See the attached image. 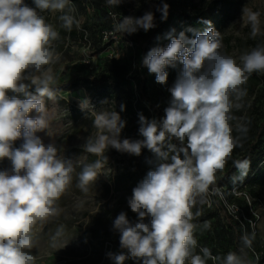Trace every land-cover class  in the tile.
<instances>
[{"label": "clouds", "instance_id": "1", "mask_svg": "<svg viewBox=\"0 0 264 264\" xmlns=\"http://www.w3.org/2000/svg\"><path fill=\"white\" fill-rule=\"evenodd\" d=\"M106 2L115 7L121 0ZM33 3L35 7L25 0H0V161L10 162L9 168L0 170V264H34V257L26 250L33 247L35 224L57 214L55 203L70 184L77 166L81 167L78 187L85 191L104 173L101 168L107 160L105 149L109 148L135 156L146 148L155 157V162L148 161L155 163L154 169L133 188L128 199L137 219L131 221L121 211L113 220V228L120 234V248L128 253L109 252L114 264H125L130 258L138 264H207L208 259L219 264H248L245 249L252 247L254 237L247 233L241 236L239 252H228L221 258L202 248V254H195L197 241L192 221L200 212L194 214L192 209L196 198L206 195L210 186L216 184L217 173L239 146L240 137L232 134L230 113L242 105L234 103L233 97L240 101L247 94L242 86L251 74L264 73V43L237 59L221 51V33L211 21H204V31L189 29L192 38L183 31L178 36L169 33L167 47H154L142 59L160 84L167 82L168 67L174 68L178 61L183 65L168 89L171 99L164 117L149 120L140 114L139 133L144 139L132 141L120 138L125 121L119 113L93 108L90 115L97 131L86 139L83 148L102 158L84 163L58 155L44 100L53 96L51 69L44 66L60 59L51 47L59 33L40 12L64 13L71 0ZM156 10L162 20L167 19V3ZM260 15L248 8L242 11L241 21L250 27L253 39L264 36ZM59 19L65 29L71 30L74 23L79 26L67 13ZM155 27L152 11L140 17L123 16L115 24V30L123 34L141 29L148 32ZM29 70L40 75L34 77ZM33 87L34 92L30 90ZM80 106L88 109L90 101L83 99ZM33 110L35 117L29 115ZM236 130L246 134L248 128L238 123ZM39 132H46L52 142L46 144L37 135ZM17 140H22L19 147L15 146ZM233 164L239 174L233 182L242 181L249 172L250 161L235 160ZM213 191L222 195L218 187ZM210 227L204 223L205 229ZM61 231H57V236Z\"/></svg>", "mask_w": 264, "mask_h": 264}, {"label": "rangeland", "instance_id": "2", "mask_svg": "<svg viewBox=\"0 0 264 264\" xmlns=\"http://www.w3.org/2000/svg\"><path fill=\"white\" fill-rule=\"evenodd\" d=\"M164 1L121 0L114 8L119 16L140 17L145 12L152 11L154 16L159 17L161 13L156 8ZM192 2L208 17L216 31L221 33L223 45L221 51L234 58L238 59L241 54L252 48L245 43L251 36L250 27L245 26L241 21L243 9L259 12L264 27V0H192ZM25 3L32 7L29 0H25ZM65 13L72 15L79 26L77 27L75 23L72 26L76 32L75 37L65 35L64 39L58 41L59 46L53 47L60 56L59 61L44 66L45 69H51L50 75L53 78L50 82L53 96L51 99L45 97L44 100L58 155L73 161L91 163L88 162L90 153L83 148L86 139L94 136L97 131L93 127V122L88 120L90 117L94 119L90 115L91 110L94 108L96 111H116L125 121L122 130L127 129L132 122L139 121V116H134L132 119L124 117L119 110V104L122 100L129 99L137 105L136 81L128 76L116 90L108 91L106 96L99 98L87 86L79 85L71 90L64 87L75 77L96 79L105 74V62L108 59H119L124 56L126 60H129V56L131 58L137 56L138 59V54L133 50L124 51L125 46L121 42L111 43L100 37V30L107 27V24L102 14L84 0H71L70 8H66L64 13L50 10L40 12L47 16V23L53 25L56 31L67 32L68 29L62 26L63 22L59 19ZM182 31L187 35V27L180 18L172 16L167 19L163 32L158 35L160 45L170 41L167 38L169 33L178 36ZM138 33L136 32L137 37H139ZM258 74L264 76V73H256ZM39 75L40 73L35 71L32 76ZM177 77L168 80L165 84H159L154 80L147 85L148 95L162 107L161 115L157 118L149 111V120L153 118L159 120L164 117L165 108L169 106L171 99L168 89L175 83ZM242 87L247 90V94L240 101H235L233 97L234 103H240L242 107L232 109L230 113L233 116L232 126L247 119L259 122L264 116L262 81H258L255 76L249 77ZM83 99L90 101V108L81 109L80 101ZM72 109L80 112V116L76 113L72 114ZM29 115L35 117L37 113L33 110ZM73 117H77V120L73 121ZM37 135L46 144L52 142V138L46 132H39ZM21 143L22 140H17L15 146L19 147ZM106 157L107 160L103 161L101 168L104 173L100 174L96 181L91 182L86 191L78 187L81 167L77 166L72 173L70 184L55 203L57 214L43 221H37L33 228V247L26 250L34 257V264H114L107 255L109 252L128 254L126 249L120 248V234L114 230L113 220L121 211L126 212L131 221H135L137 217L128 206L131 195L123 191L115 192L111 186L114 178L124 172L127 161L121 156V152L113 148L106 152ZM149 160L155 162L154 154L148 158L134 157L135 165L153 170L155 163L150 164ZM262 164L263 162L257 168ZM9 167L10 162L6 159L3 169ZM222 173L223 170L217 173L216 181ZM105 185H110L108 193ZM214 187H218L222 195L216 194L213 191ZM225 189V184L222 186L215 184L210 186L206 195L196 198L197 203L192 211L205 208L218 213L217 216L205 221L211 225L208 229L204 228L205 222L194 224L193 235L197 241L195 254H202V248H208L210 251L219 249L226 253L234 252L232 226L238 219L236 213H242L240 199L245 200L248 211L254 218L249 220L252 233L257 234L261 239L264 238V189H261L256 197H250L242 182L230 190L237 199L234 202H230L225 196ZM217 199L225 207L229 218H225L223 212L217 208ZM61 229V234L57 236V231ZM125 264H138V262L130 258ZM207 264H219V262L208 259Z\"/></svg>", "mask_w": 264, "mask_h": 264}, {"label": "trees", "instance_id": "3", "mask_svg": "<svg viewBox=\"0 0 264 264\" xmlns=\"http://www.w3.org/2000/svg\"><path fill=\"white\" fill-rule=\"evenodd\" d=\"M29 2L31 3L32 7H35L33 0H29ZM84 2L90 4L93 8L99 11L103 16L105 23L107 24V27H104L100 30V37L104 30L111 29L114 23L116 24L118 21L123 19L124 15L119 16L114 7L107 5L106 0H84ZM163 3H167L169 5L167 19L172 18V16H177L180 18L187 27V36L189 38L193 37V32L189 31V29L204 31L207 28V25L204 23V21H209L208 17L204 15L202 10L197 8V5L193 3L192 0H165ZM42 16H44L46 22H48L47 16ZM167 19L162 20L161 14L159 17L155 16L156 27L149 30L148 32H145L142 29L137 31V33L139 32V37H137L136 33L123 34L122 32H117L119 39L118 43L121 42L125 46L123 50L136 51L138 54V59L137 56H134V58L133 56L132 58L129 56V60H126L125 56L120 57L119 59H108L105 62V74L96 79H91L88 77H75L64 88L71 90L77 88L79 85L87 86V88L89 90H93V93L97 98H99L106 96L108 91L116 90L121 84L125 82L126 78L130 76V78L136 81L138 94V99L136 101L137 105L133 104V102L129 99L122 100L119 104V110L121 114L124 117H128V119H132L134 116L143 114L149 119L148 113L151 111L152 115H154L156 118L159 117L161 115L162 107L161 105H158L156 102H154L147 93V85L151 81L156 80L155 74H149L147 67L142 64V59L152 48L167 47L166 44L170 43V41H166L164 45H160V40L158 37V35L163 32V28ZM57 32L59 33V36L55 41H52V48L54 46L58 47V41L64 39L65 35L69 37L76 36V32L73 27L67 32ZM128 40L135 44L134 48L131 49L127 46L126 42ZM262 42H264V37L257 36L256 39L251 37L247 38L245 43L253 48L258 43ZM182 69L183 65L179 61L176 63L174 68L168 67L166 69L168 72L167 81L177 77L181 73ZM29 71L32 75L35 72V70ZM254 76L258 81H262V84H264V76L262 74L256 75V73H253L250 77ZM30 90L34 92V87ZM9 95L13 94L9 93ZM142 103L144 105H141ZM121 105L124 106L123 110H121ZM73 113H76L78 116H80V112L75 109H72V114ZM72 120L76 121L77 117H73ZM88 120L93 122L92 117L88 118ZM241 123L247 125L248 131L246 134H241L236 130V126H232L233 136L240 137L239 146L234 148L231 157L228 159L225 168L223 169L222 175L219 176L216 181V184L219 186L225 184L226 189L224 193L230 202L237 200L230 190L234 187H237L242 182L244 183V188L247 190L250 197H256L258 192H260L261 189H264V116L259 122H256L253 119H247ZM139 127V121L132 122L127 129L121 131L120 138H127L132 141L143 140L144 137L139 133ZM173 142L178 143L176 141ZM107 151H110V148L108 150L105 149V155ZM112 152L114 151H111V153ZM151 155H153V153L146 148L142 149L141 155L139 156L121 153V156L127 161V164L124 172L117 175L112 181L111 186L113 191H123L132 195L133 188L136 187L138 183L145 178L148 171H150L149 169L135 165L134 157L148 158ZM88 156L90 158L88 162H93L102 158L101 155L91 153L88 154ZM242 159H248L250 161L249 172L242 181L237 180L236 182H233V178L239 175L236 168L234 167L233 161ZM5 160L0 161V169L4 168ZM261 162H263L262 166L257 168ZM105 190L108 193L110 190V185H105ZM217 203V208L223 212L224 217L229 218L225 207L220 203L219 199H217ZM240 204H242V213H236L235 216H238V219L234 223V226H232L234 232V236L232 238L233 251L239 252V249L241 248V236L247 233L248 235L254 237L252 247L250 249H245L248 264H264V238L261 239L257 234L252 233L249 220L254 218L249 213L244 199H240ZM198 210L200 215H194V219L192 221L193 224H199L201 222L208 221L217 216L218 213L205 208L194 209L193 213L195 214ZM211 254L214 257L222 258L227 253L219 249H213L211 250Z\"/></svg>", "mask_w": 264, "mask_h": 264}, {"label": "built area", "instance_id": "4", "mask_svg": "<svg viewBox=\"0 0 264 264\" xmlns=\"http://www.w3.org/2000/svg\"><path fill=\"white\" fill-rule=\"evenodd\" d=\"M117 32L118 31H116L115 30V23L112 25V28L111 29H109V30H104L102 33H101V38L103 39V40H107V41H109V42H111V43H118V35H117ZM126 44H127V46L129 47V48H134V43L132 42V41H130V40H128L127 42H126Z\"/></svg>", "mask_w": 264, "mask_h": 264}]
</instances>
